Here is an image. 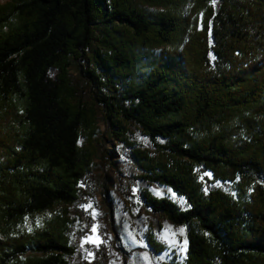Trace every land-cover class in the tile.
I'll return each mask as SVG.
<instances>
[{
	"label": "trees",
	"instance_id": "16d2710c",
	"mask_svg": "<svg viewBox=\"0 0 264 264\" xmlns=\"http://www.w3.org/2000/svg\"><path fill=\"white\" fill-rule=\"evenodd\" d=\"M70 58L90 64L91 85L132 77L129 106L114 105L165 141L154 158L131 148L141 178L189 207L147 192L141 201L176 225L194 223L186 264H264V0L0 3V264H68L59 222L21 225L74 203L91 175L79 146L88 115L63 95V78L50 77ZM99 101L109 123L111 103ZM196 168L232 193L204 189Z\"/></svg>",
	"mask_w": 264,
	"mask_h": 264
},
{
	"label": "rangeland",
	"instance_id": "374dc122",
	"mask_svg": "<svg viewBox=\"0 0 264 264\" xmlns=\"http://www.w3.org/2000/svg\"><path fill=\"white\" fill-rule=\"evenodd\" d=\"M94 29L97 40L105 38L100 25ZM90 45L96 48L97 42L92 39ZM159 49L152 52L155 54ZM90 71V64L70 58L65 69L62 63L59 68H52L50 77L63 78V95L88 115L89 129H85L79 146L90 152L91 175L78 184L74 203H57L27 217L21 227L31 230L47 222H59L65 242L72 249L65 256L68 264H186L187 233L194 223L176 225L163 214L150 211L142 203L141 194L147 192L156 198L169 199L179 209H186L189 204L169 186L141 178L143 172L130 152L134 148L154 158L158 155L156 145L165 141L151 139L136 122L125 120L114 105L129 106L126 92L131 76L122 81L111 78L117 84L102 80L91 85L87 81ZM103 97L111 103L109 123L105 107L99 101ZM196 171L204 189L221 188L232 193L230 183L214 180L210 172L201 168Z\"/></svg>",
	"mask_w": 264,
	"mask_h": 264
}]
</instances>
